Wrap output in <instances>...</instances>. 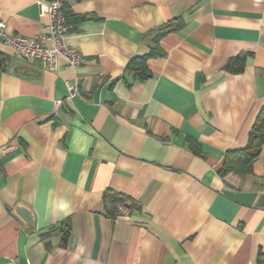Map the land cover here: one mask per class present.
Returning <instances> with one entry per match:
<instances>
[{"label": "crops", "instance_id": "crops-1", "mask_svg": "<svg viewBox=\"0 0 264 264\" xmlns=\"http://www.w3.org/2000/svg\"><path fill=\"white\" fill-rule=\"evenodd\" d=\"M48 1L85 62L0 40V264H264V146L220 174L264 108V0H0L7 33L47 32Z\"/></svg>", "mask_w": 264, "mask_h": 264}, {"label": "built area", "instance_id": "built-area-1", "mask_svg": "<svg viewBox=\"0 0 264 264\" xmlns=\"http://www.w3.org/2000/svg\"><path fill=\"white\" fill-rule=\"evenodd\" d=\"M42 7L49 20L47 32L35 37L10 35L5 23L0 20V40L13 49L20 59L40 62L48 70H55L59 59H63L72 69L83 65L84 57L65 43L68 26L62 5L58 1H48ZM70 91L72 96L77 93L76 88H71Z\"/></svg>", "mask_w": 264, "mask_h": 264}, {"label": "trees", "instance_id": "trees-1", "mask_svg": "<svg viewBox=\"0 0 264 264\" xmlns=\"http://www.w3.org/2000/svg\"><path fill=\"white\" fill-rule=\"evenodd\" d=\"M156 54H158V52L155 53L154 49L148 55L136 58L130 63L129 67L133 72H135L136 79L145 81L151 77V73L147 67V62L149 59L155 57ZM239 62H241L239 59L231 61L227 67V70L233 73L242 72L244 68L243 62H241V65L238 66V68H234L235 64H238ZM263 146L264 108L259 113L257 120L250 132L247 146L242 150L231 151L227 153L224 161V166L220 173L221 176L224 178L231 173H249L255 161L260 157ZM107 195L118 198L117 194L108 193ZM71 230V223L69 221L65 222L63 226L60 227V233L63 235L64 242L69 239ZM262 262L263 261L260 259V264H263Z\"/></svg>", "mask_w": 264, "mask_h": 264}, {"label": "water", "instance_id": "water-1", "mask_svg": "<svg viewBox=\"0 0 264 264\" xmlns=\"http://www.w3.org/2000/svg\"><path fill=\"white\" fill-rule=\"evenodd\" d=\"M18 214L24 219L26 220L29 224H32L33 223V220H32V216L30 214V212L24 208H20L18 210Z\"/></svg>", "mask_w": 264, "mask_h": 264}]
</instances>
